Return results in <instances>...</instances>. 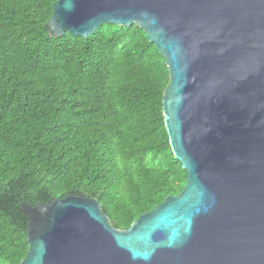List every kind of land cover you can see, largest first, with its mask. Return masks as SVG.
Returning a JSON list of instances; mask_svg holds the SVG:
<instances>
[{
    "label": "water",
    "instance_id": "1",
    "mask_svg": "<svg viewBox=\"0 0 264 264\" xmlns=\"http://www.w3.org/2000/svg\"><path fill=\"white\" fill-rule=\"evenodd\" d=\"M103 22L136 24L164 57L185 184L126 229L82 193L22 202L19 264H264V0H56L46 27L87 36Z\"/></svg>",
    "mask_w": 264,
    "mask_h": 264
},
{
    "label": "trees",
    "instance_id": "2",
    "mask_svg": "<svg viewBox=\"0 0 264 264\" xmlns=\"http://www.w3.org/2000/svg\"><path fill=\"white\" fill-rule=\"evenodd\" d=\"M56 0H0V263L28 248L22 202L99 201L126 229L186 181L170 148L164 57L142 28L52 36Z\"/></svg>",
    "mask_w": 264,
    "mask_h": 264
}]
</instances>
